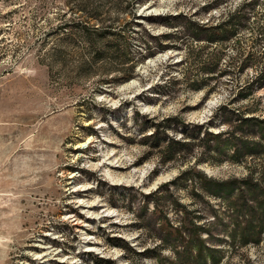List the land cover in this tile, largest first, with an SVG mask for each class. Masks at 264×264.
Returning <instances> with one entry per match:
<instances>
[{
    "label": "rangeland",
    "instance_id": "obj_1",
    "mask_svg": "<svg viewBox=\"0 0 264 264\" xmlns=\"http://www.w3.org/2000/svg\"><path fill=\"white\" fill-rule=\"evenodd\" d=\"M0 264H264V0H0Z\"/></svg>",
    "mask_w": 264,
    "mask_h": 264
},
{
    "label": "trees",
    "instance_id": "obj_2",
    "mask_svg": "<svg viewBox=\"0 0 264 264\" xmlns=\"http://www.w3.org/2000/svg\"><path fill=\"white\" fill-rule=\"evenodd\" d=\"M177 119V118H175ZM203 124H198L195 126V128L197 127H201L202 128ZM185 128H188L187 125L184 126ZM193 131V129H192ZM192 131H189L188 129H184V135L188 136L190 134V132ZM203 136L205 137V139L209 142L211 141V137L213 138H218L220 136V132H217V133H214L212 131H205L203 132ZM144 140H151L152 142V146H159L161 145V138H160V131L158 129H155L153 132H151L150 134H145L144 136ZM167 139V146H164V152L168 153L169 155H173L175 154L174 152H176L177 150V147L178 146H184L186 147V141L185 140H179V139H176V138H170V137H166ZM187 138V137H185ZM166 145V144H165ZM183 147V148H184ZM166 148H167V151H166ZM215 184V183H213Z\"/></svg>",
    "mask_w": 264,
    "mask_h": 264
}]
</instances>
